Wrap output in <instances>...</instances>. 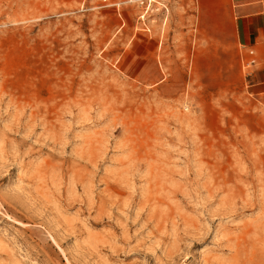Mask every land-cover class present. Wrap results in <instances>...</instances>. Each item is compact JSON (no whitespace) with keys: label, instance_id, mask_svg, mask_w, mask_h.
Instances as JSON below:
<instances>
[{"label":"rangeland","instance_id":"374dc122","mask_svg":"<svg viewBox=\"0 0 264 264\" xmlns=\"http://www.w3.org/2000/svg\"><path fill=\"white\" fill-rule=\"evenodd\" d=\"M195 3L0 0V264H264V92Z\"/></svg>","mask_w":264,"mask_h":264},{"label":"crops","instance_id":"0c3cea01","mask_svg":"<svg viewBox=\"0 0 264 264\" xmlns=\"http://www.w3.org/2000/svg\"><path fill=\"white\" fill-rule=\"evenodd\" d=\"M187 12L196 18L202 56L252 60L248 81L263 93L264 0H196Z\"/></svg>","mask_w":264,"mask_h":264},{"label":"built area","instance_id":"2783aa9c","mask_svg":"<svg viewBox=\"0 0 264 264\" xmlns=\"http://www.w3.org/2000/svg\"><path fill=\"white\" fill-rule=\"evenodd\" d=\"M140 4L141 5H145V6H150V4H151V0H140ZM144 16V15H143ZM143 16H141V17H143ZM251 63H253V61L252 60H250L249 62H247L246 64L248 65V64H251Z\"/></svg>","mask_w":264,"mask_h":264}]
</instances>
